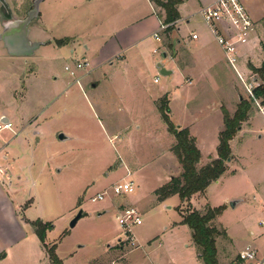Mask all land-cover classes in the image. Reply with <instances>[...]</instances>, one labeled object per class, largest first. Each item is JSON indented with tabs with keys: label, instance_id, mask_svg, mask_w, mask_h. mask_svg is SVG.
I'll return each mask as SVG.
<instances>
[{
	"label": "rangeland",
	"instance_id": "374dc122",
	"mask_svg": "<svg viewBox=\"0 0 264 264\" xmlns=\"http://www.w3.org/2000/svg\"><path fill=\"white\" fill-rule=\"evenodd\" d=\"M36 1L0 0V33L3 22L25 20ZM79 1H41L40 13L29 26L30 41L42 43L34 56L11 58L0 41L3 57L0 58V88L7 83L8 73L11 76L12 71H22L17 103L30 111L29 117L20 115L21 124L32 118L46 121V137L39 144L35 159H31V149L18 144L25 138L24 134L13 142L21 150L19 152L23 151L17 152L19 155L15 157L13 172L15 177H22L21 185H17V180L11 186L9 182L3 184L0 181L2 189L14 203L18 219L28 217L34 222L51 223L53 228L46 237L47 244L57 245L56 253L63 264H198L192 232L188 226L180 224V210L205 213L209 208L222 206L225 207L222 215L214 221V225L226 233L217 238L218 263L238 261L242 264L238 255L248 247L257 250V260L261 262L264 259V119L257 107L252 104L249 119L230 144L232 160L227 163L228 171L220 183H212L206 193L193 196L182 206H179L178 197L172 198L167 206L160 203L154 190L166 181L170 182V177L181 178L183 173L177 157L168 150L171 145L174 147L176 140L159 113L149 115V120L138 119V123H134L144 113L139 107L141 101L130 98L128 89L133 90L135 86L128 85L125 91L114 93L113 85L106 83V68L99 72L103 82L97 92L106 98L103 106L106 117L97 111L95 100L87 96L95 81L85 78L83 91L80 89L78 78L93 67L79 70L77 63L84 57L91 61L97 46L95 40L100 34L96 25L101 20L104 22L107 16L100 13L99 0L90 4L85 2L86 5L79 4ZM122 1L128 4L120 3L116 6L119 10L141 5V0ZM251 6L254 19L263 14L255 21L254 44L241 60L247 78L251 77L250 71L258 77L250 67L261 66L260 59L264 54V0H254ZM109 24L103 33L112 30ZM70 35L80 39L69 47L63 45L59 48L57 40ZM170 35L165 36V44L169 42ZM85 46H89L91 51L88 52ZM154 52H149L153 63L155 58L161 60L163 50L158 54ZM66 67L76 75L71 76ZM228 75L224 90L217 92L203 85L192 87L191 94L187 93L191 96L190 109L193 112L199 114L206 110L210 114L195 129L199 139L197 146L202 154L199 167L216 158L219 133L224 129L223 114L216 110L215 104L227 101L229 113L234 115L239 96L248 100L233 71L229 69ZM157 78L160 83L154 82ZM73 81L76 84H72ZM165 82L167 80L163 76L153 74L147 77L146 83L150 90H159ZM222 105L226 106L223 102ZM213 108L214 112H211ZM179 113L182 116L180 108ZM16 121L14 130H20V119ZM172 121L176 126L181 124L175 116ZM61 134L68 139L61 141ZM26 154L28 160L24 158ZM129 167L141 170L136 174ZM125 180L134 182V193L113 196V185ZM22 187L21 193H14ZM105 191L110 194L104 200L92 201ZM258 192H261V197ZM233 200H241L234 209L230 206ZM126 207H135L141 218V224L133 228L134 240L127 238L126 231L117 220L119 210ZM81 210L88 215L71 228L72 220ZM7 215L8 210L1 209L0 205V229L2 233H8L7 239H11L14 236L9 235L7 229L14 224L8 223ZM27 229L23 227L24 232ZM34 249L38 251L40 246L33 247L32 253L20 263L15 262L17 255L14 250H4L2 254L7 255L13 264H50L45 254L37 258Z\"/></svg>",
	"mask_w": 264,
	"mask_h": 264
},
{
	"label": "crops",
	"instance_id": "0c3cea01",
	"mask_svg": "<svg viewBox=\"0 0 264 264\" xmlns=\"http://www.w3.org/2000/svg\"><path fill=\"white\" fill-rule=\"evenodd\" d=\"M93 1L94 0H80L79 4L86 5L87 3L90 4ZM213 1L214 0H187L179 5L178 11L180 19L171 24L173 31L171 32L170 40H168L169 42L165 44V32L160 33L159 39L154 38V34L160 29L164 20L159 16V13H162L160 8L156 7L150 0H141V5L139 7H128L126 10H119L116 8V6L120 3L128 4L122 0H99V7H102L100 13L105 14L107 17H104V22L101 20L97 23L98 25H96L97 28L100 29V34L99 39L96 38L95 40L97 46L93 52L94 54L91 61H88L87 57L83 58L89 63L88 68H93L91 71L78 78L80 79L78 84L79 87L81 86V90L86 80L85 78H90L95 81L92 84V91L88 90L87 96L95 100V107L97 108V111H100V114H104L105 116L106 112L104 113L103 106L106 98H104V96H99L97 92L100 90L103 82L99 72L100 70L106 68L108 72V74H104L105 79H107L106 83H111L113 85L112 87L114 93H116V91H119V93L122 90L125 91V87L129 88L128 85H131L132 87L135 86L133 90L131 88L128 89L130 98H132L131 100L141 101L139 107L143 108L142 111L144 113L142 114V117H137L134 123H138V119L142 121L149 120V115H156L157 113L160 114L158 104L161 99L167 97L169 101L168 106L170 109L171 119L174 116L177 117L178 122L181 123L179 127L188 128L191 135L196 139L198 145L199 139L195 133L196 125L207 120L210 114L206 113V110L202 113L199 112V114H196V111L193 112L190 109L191 96L187 93L191 94L190 88L195 86L199 88L203 85L217 92L224 90L228 82L226 77L229 76L228 74L230 69L226 63L222 48L218 45L210 28L203 21L199 13L202 7L212 4ZM253 1L249 4V9L252 8L251 4ZM191 3L195 5L190 6ZM262 14L257 19H254L253 15H251L254 21H258L261 19ZM106 20H109L110 24ZM108 24L112 27V30L109 33H103L107 29ZM1 27L4 28L2 24ZM194 34L198 35V39L195 40L192 38ZM79 39L80 38H77L76 36L74 37V35H70L61 40H70V42L64 46L69 47L72 43L77 42ZM43 43L45 44L46 42ZM253 44L254 41L241 47L240 53L243 57L247 51L251 50ZM85 48L88 52L91 51L89 46H85ZM153 50H158V53L160 50H163L162 54L166 53L168 60L166 69L172 71L170 76L164 77L167 82L163 83L159 90H150L146 83L148 76L153 74L160 75L159 71L156 69V65L160 61L159 58H155V63H153L149 56V52ZM8 56L11 58H22L12 57L10 55ZM0 58H3L1 51ZM260 60L262 65L264 61V54ZM12 73L13 74H11V76L8 73L7 83H4L5 85L2 84V88H0L2 90L0 91V124H12V130L0 132V140H2V145L0 144V163L4 168V176H0V181L3 184L9 182V186L13 185L15 180L18 181L17 185H21L22 183V177H15L13 174L16 164L15 157L19 155L17 152L21 151L18 150L19 148H17L18 146L16 144L13 145V142L24 134L25 138L18 141V144L31 149V152L33 153V157L31 159H35L37 148L46 137V121L42 122L39 118H32L27 121L26 124H21L23 120L20 115L24 114L28 116L30 110L29 108H27V110L26 108H23V105L20 102L17 103V87L19 85L18 83L20 81L22 71H12ZM1 74L2 72H0V76ZM69 74L71 73L69 72ZM157 81L158 83L161 82L158 78L154 80L155 83ZM72 84H76L75 81H73ZM119 84H122V86ZM222 102L225 103V108L228 112H230L226 104L227 101L224 102L223 100L215 104L216 110H220L221 114H223L222 107L224 106L222 105ZM179 108L183 112L182 116L179 113ZM211 112H214V108ZM18 118L20 119L19 123L22 127L20 130H14L17 124L16 120ZM255 131L256 130L254 128L253 132ZM5 132H7V134ZM261 137L262 136H260V138ZM22 150L25 149L22 148ZM168 150L170 151V154H174L172 151V145ZM24 158L26 160L29 159L27 154ZM128 169L130 171H135L136 174L141 170V168L131 169L130 167ZM173 178L174 176L172 178L170 177V181ZM220 180L218 183H220ZM168 183L166 181L163 186ZM158 189H155L154 193ZM22 190L23 187L20 190H15L14 193H21ZM0 194V196H2L0 199L1 209H7L9 212L6 220L8 223L14 224V227L7 229V231L10 232L9 235L14 236V238L7 239L8 233H2L0 229V254H2L4 250H14L16 253L15 255H17L15 262L20 263L26 255L32 253L33 247L38 248L40 246L38 251L37 249H34L35 255L39 258L41 254H45V258L48 259L43 244L40 243L39 245V238L35 234L34 228L31 225L34 221L30 220L31 218L29 219L28 217L20 220L18 219L13 206L14 203L11 201L10 196H7V193L4 192L1 185ZM258 194H260L261 197V192H258ZM174 197H178L180 199L178 195H174L160 203L166 204L167 206L169 201ZM182 205L183 202L180 199L179 206ZM167 209H171V207H168ZM22 210L23 207L20 209V212H22ZM104 213H106V211H104ZM182 220L183 218L181 217L180 224L182 223ZM5 223L7 222H4V224ZM23 227L25 229L28 228L26 232L23 231ZM35 261H37V259ZM0 264H13V262L9 261L8 256L6 255L4 259L0 260ZM198 264L203 263L198 259ZM232 264H241V262L237 261Z\"/></svg>",
	"mask_w": 264,
	"mask_h": 264
},
{
	"label": "trees",
	"instance_id": "16d2710c",
	"mask_svg": "<svg viewBox=\"0 0 264 264\" xmlns=\"http://www.w3.org/2000/svg\"><path fill=\"white\" fill-rule=\"evenodd\" d=\"M156 7L160 8L162 13H159L160 18L166 25H170L165 34L173 31L171 24L180 19L178 11L179 5L187 0H150ZM70 40L57 41L58 46L67 45ZM264 53V44L262 45ZM261 82V85L255 90L257 98L264 102V61L259 68L251 66ZM168 98L164 97L158 104V110L162 119L167 125L168 132L175 138L176 143L172 148L174 155L180 162L183 173L181 178H173L170 183L159 188L156 191V196L160 202L165 199L178 195L184 204L190 202L195 195H203L207 192L212 183L219 181L228 171L227 163L232 160L231 142L236 134L241 131L243 123H245L252 110V103L249 100L243 99L240 101L236 112L231 115L225 107H222L224 129L219 134V145L217 148V158L212 160L208 165L199 167L202 155L197 146L196 139L190 134L188 128L176 126L170 116L168 106ZM225 207L209 208L205 213H200L195 210L183 212L182 224L189 227L192 232V239L198 253V259L203 264H219L217 238L226 235L220 231L214 221L220 217ZM35 234L43 244L50 264H63L58 257L57 245L49 246L46 244L47 233L52 230L51 223H44L41 220L31 223ZM5 255H0V260L4 259Z\"/></svg>",
	"mask_w": 264,
	"mask_h": 264
},
{
	"label": "built area",
	"instance_id": "2783aa9c",
	"mask_svg": "<svg viewBox=\"0 0 264 264\" xmlns=\"http://www.w3.org/2000/svg\"><path fill=\"white\" fill-rule=\"evenodd\" d=\"M251 1L252 0H214L212 4L202 7L199 13L203 21L210 28L218 45L222 48L226 63L241 83L248 100L257 107L264 119V102L255 95V90L261 85V82L251 71V77L247 78L241 64L243 55H241L240 49L252 42V33L255 25V21L249 9ZM168 27L169 25L162 23L160 29L154 34V38L159 39L160 33L165 32ZM192 38L196 40L198 39V35L194 34ZM154 53H158V50H155ZM88 67L89 63L85 59L77 63V69L79 70H85ZM66 70L71 73V76L75 75V72L71 71L68 67H66ZM77 83H79V80ZM5 130H12V124H0V132ZM3 169L0 163V176H4ZM134 191L135 184L133 181H123L112 187L113 196H127L134 193ZM109 194L110 193L106 191L99 193L92 201H102ZM117 220L120 227L126 231L127 238L134 240V236L132 235L133 228L141 224V218L137 209L126 207L121 211L119 210ZM262 225H264V221ZM257 255V250L248 247L239 254V258L245 264H264V259L259 262L257 260Z\"/></svg>",
	"mask_w": 264,
	"mask_h": 264
},
{
	"label": "water",
	"instance_id": "95a60500",
	"mask_svg": "<svg viewBox=\"0 0 264 264\" xmlns=\"http://www.w3.org/2000/svg\"><path fill=\"white\" fill-rule=\"evenodd\" d=\"M42 0H37L33 11H31L28 17L22 21H12L8 20L2 23L3 32L0 34V40L3 42L4 47L8 55L12 57H32L35 55L36 51L42 46L40 42L30 41L29 26L33 19L39 15V5ZM168 64L166 53L162 54L161 60L157 63L156 69L159 71L160 75L163 77H168L172 74V71L166 69ZM243 98L240 96V101ZM61 141H65L68 138L63 134L59 135ZM218 183V181H217ZM241 200H234L230 202V206L234 209ZM88 214L81 210L76 217L72 220L70 227L74 228L77 223Z\"/></svg>",
	"mask_w": 264,
	"mask_h": 264
}]
</instances>
